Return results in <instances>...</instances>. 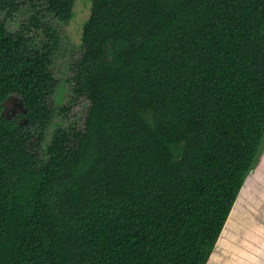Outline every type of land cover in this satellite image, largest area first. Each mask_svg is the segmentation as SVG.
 <instances>
[{"label": "trees", "instance_id": "1", "mask_svg": "<svg viewBox=\"0 0 264 264\" xmlns=\"http://www.w3.org/2000/svg\"><path fill=\"white\" fill-rule=\"evenodd\" d=\"M75 2L0 0V264H207L264 148V0H92L62 79Z\"/></svg>", "mask_w": 264, "mask_h": 264}, {"label": "rangeland", "instance_id": "2", "mask_svg": "<svg viewBox=\"0 0 264 264\" xmlns=\"http://www.w3.org/2000/svg\"><path fill=\"white\" fill-rule=\"evenodd\" d=\"M91 7L92 0H76L73 19L67 23L53 20L61 35V46L53 68L56 75L62 79L67 77L66 71L71 58L80 53L82 27L90 16ZM10 25L17 29L18 22L14 21ZM64 93L68 95L67 90ZM88 106L89 101L83 98L70 110L69 116L80 127ZM22 109V103L17 97H12L4 103L6 114H14ZM262 154L246 179L207 264H264V168L259 164Z\"/></svg>", "mask_w": 264, "mask_h": 264}, {"label": "crops", "instance_id": "3", "mask_svg": "<svg viewBox=\"0 0 264 264\" xmlns=\"http://www.w3.org/2000/svg\"><path fill=\"white\" fill-rule=\"evenodd\" d=\"M262 153H263V154H262L263 156H262V159H261V161H260L259 164L261 165L262 168H264V148H263ZM257 168H258V167H257ZM256 171H257V170H256ZM256 171L254 170V172H256Z\"/></svg>", "mask_w": 264, "mask_h": 264}, {"label": "water", "instance_id": "4", "mask_svg": "<svg viewBox=\"0 0 264 264\" xmlns=\"http://www.w3.org/2000/svg\"><path fill=\"white\" fill-rule=\"evenodd\" d=\"M253 167H251V169H250V171H249V173H248V176L251 174V172L253 171ZM248 176H247V178H248Z\"/></svg>", "mask_w": 264, "mask_h": 264}]
</instances>
